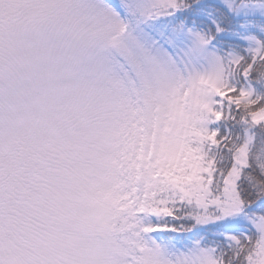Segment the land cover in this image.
<instances>
[{
  "label": "snow or ice",
  "instance_id": "1",
  "mask_svg": "<svg viewBox=\"0 0 264 264\" xmlns=\"http://www.w3.org/2000/svg\"><path fill=\"white\" fill-rule=\"evenodd\" d=\"M0 264H264V0H0Z\"/></svg>",
  "mask_w": 264,
  "mask_h": 264
}]
</instances>
